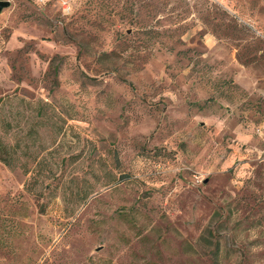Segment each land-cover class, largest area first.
Wrapping results in <instances>:
<instances>
[{
    "label": "rangeland",
    "instance_id": "rangeland-1",
    "mask_svg": "<svg viewBox=\"0 0 264 264\" xmlns=\"http://www.w3.org/2000/svg\"><path fill=\"white\" fill-rule=\"evenodd\" d=\"M0 1V264H264V0Z\"/></svg>",
    "mask_w": 264,
    "mask_h": 264
},
{
    "label": "trees",
    "instance_id": "trees-1",
    "mask_svg": "<svg viewBox=\"0 0 264 264\" xmlns=\"http://www.w3.org/2000/svg\"><path fill=\"white\" fill-rule=\"evenodd\" d=\"M1 102H2V100L0 101V103ZM0 161L3 162L5 165L11 167V168L13 167L12 164H11V162L8 159H6V158H4L2 156H0ZM27 172H28V170H27Z\"/></svg>",
    "mask_w": 264,
    "mask_h": 264
},
{
    "label": "water",
    "instance_id": "water-1",
    "mask_svg": "<svg viewBox=\"0 0 264 264\" xmlns=\"http://www.w3.org/2000/svg\"><path fill=\"white\" fill-rule=\"evenodd\" d=\"M10 6V3L7 1H0V12L4 9Z\"/></svg>",
    "mask_w": 264,
    "mask_h": 264
},
{
    "label": "built area",
    "instance_id": "built-area-1",
    "mask_svg": "<svg viewBox=\"0 0 264 264\" xmlns=\"http://www.w3.org/2000/svg\"><path fill=\"white\" fill-rule=\"evenodd\" d=\"M42 1H45V0H42ZM62 6H63L64 11H68L70 9V7L66 3H64Z\"/></svg>",
    "mask_w": 264,
    "mask_h": 264
}]
</instances>
